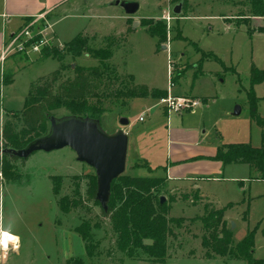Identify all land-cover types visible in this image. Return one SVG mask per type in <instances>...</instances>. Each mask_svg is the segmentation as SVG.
Masks as SVG:
<instances>
[{
	"label": "rangeland",
	"instance_id": "374dc122",
	"mask_svg": "<svg viewBox=\"0 0 264 264\" xmlns=\"http://www.w3.org/2000/svg\"><path fill=\"white\" fill-rule=\"evenodd\" d=\"M102 1H88L77 13L79 17H67L55 26L53 24L50 34L58 38L57 43L51 41L50 47L61 46L65 50V44L77 35L78 25L79 31H82V27L91 24L101 34L82 31V36L88 40V47L106 48L107 39L111 37L104 36H109L112 30L107 25L110 21L107 14L99 13L104 11L100 8ZM134 1L141 5L136 13L138 16L154 17L161 13L158 0L131 2ZM167 1L172 6L180 0ZM191 2L187 1L181 19L173 15L175 19L172 22L163 20L169 30V40L164 44L168 45L167 49L160 47L158 39L150 36L143 26L136 32L132 30L122 37H113L116 39L112 46L114 56L106 62L105 68L106 77L114 84L113 90L126 87L129 79L125 76L132 75L136 84L169 89L174 95L168 98H186L199 103L194 107L189 103L191 108L176 112L174 109L169 111L166 103L153 98H136L132 101L124 97L101 96L89 100L91 106L104 108L100 124L107 133L123 129L129 136L123 175L167 176L164 168L167 160H173L172 154L174 159L179 153L188 157L185 163L188 165L175 167L174 172H177L185 170L183 166H195L189 157L201 153L202 149H207V152L211 150L214 154L226 144L250 143L253 147L262 144V129L252 114L251 95L254 92L257 97V114L264 117V81L253 85L251 76L253 65L264 70V33L258 31L264 29V17L251 16L249 0H194L195 7ZM167 11L165 8L163 14ZM230 17V21L226 20ZM47 19L52 23L50 18ZM44 24L45 19H42L39 27ZM129 25L133 26V20ZM249 27L254 29L253 34L248 32ZM178 34L183 39L178 38ZM199 49L215 54L219 60L204 58ZM24 56L26 58L22 55L16 69L10 71L12 74L16 71L21 73L16 74L13 89H10L12 101L8 103L5 99L4 105V108L12 110L6 115L17 131L23 128L21 111L34 82L57 70L61 64L68 66L65 77L73 78L75 72L71 66L91 68L101 63L100 59L87 53L78 57L68 54L63 61L43 55V50L40 53H24ZM198 62H201L200 69L196 66ZM184 69L178 84L173 86L171 78L174 72ZM2 93L7 98L9 88ZM2 93L0 91V102ZM237 106L241 108L239 115L234 114ZM2 108L0 105V110ZM165 112L170 114L169 123ZM53 115L63 118L73 114L59 108L53 110ZM141 116L145 121L140 120ZM121 117H127L130 124L122 126ZM194 126L198 134L190 128ZM171 129H174L170 134L173 146L170 145L168 149L167 131ZM176 130H190L191 134H175ZM201 140V144H194ZM184 141L193 142L192 145L198 147L189 146L191 144L186 146L182 143ZM4 147L0 133V227L19 236L20 240L18 250H14L12 243H9L6 258L4 251L0 250V264H151L141 252L138 257L130 258L117 248L110 219L103 216L101 206L88 194L90 182L97 179L95 170L78 161L71 148L38 151L27 159L9 163L6 168L2 154ZM176 148L183 152L175 153ZM168 151L170 156H167ZM138 157H143L157 174L146 167L135 172L137 163L144 165L141 160L135 161ZM242 175L240 167H230L224 174L205 176L203 179L197 177L193 182L179 184H189L187 189L173 186L180 182L177 180L166 179L161 184L156 194L158 198H165L170 208L169 217L185 218L181 227L173 224V235L168 239V257L161 264H247L228 255L213 253V258L208 259L207 253L211 251L203 245L204 237L210 233L200 219L205 213V205L220 209L230 203L233 207L226 210V218L228 228L233 233L234 245L249 230L257 227L254 256L264 260V181H247L242 187L232 179ZM53 177L60 178L57 195L53 192ZM194 184L200 185L201 189ZM256 192L260 196L255 195ZM182 195H189L190 198L183 199ZM196 196L200 200L195 204ZM79 198L81 206L67 213L58 204L59 199H66L67 203ZM82 221H89L92 226L99 225L92 229L98 245L93 257L87 256L86 243L76 231ZM233 222L235 227L231 228Z\"/></svg>",
	"mask_w": 264,
	"mask_h": 264
},
{
	"label": "trees",
	"instance_id": "16d2710c",
	"mask_svg": "<svg viewBox=\"0 0 264 264\" xmlns=\"http://www.w3.org/2000/svg\"><path fill=\"white\" fill-rule=\"evenodd\" d=\"M183 1L184 12L187 7V0ZM249 3L252 17H264V0H249ZM140 23L150 36L158 39L160 47L168 42V26L162 19L142 18ZM132 30L130 26L127 33ZM258 31L264 33V29ZM248 32L253 34L254 29L249 27ZM177 37L183 39L181 34H178ZM115 40L111 37L107 39L106 48L92 49L88 47V40L82 34H78L65 44L66 51L61 46L46 47L43 50V55L52 56L59 61H63L68 54L78 57L87 53L100 59L101 63L99 66L91 68L76 65L73 78L65 77L68 66L61 64L60 68L34 82L21 111L23 128L17 131L15 124L7 121L2 129L4 148L21 149L30 142L46 136L50 130L51 119L54 117L53 110L59 108H64L75 116L100 120L105 110L91 106L89 100L93 98L105 96L124 97L126 99H167L169 97L168 90L136 84L132 75L125 76L129 79L126 87L124 86L119 90L112 89L114 84H111L110 79L108 80L106 77L105 68H107L106 62L113 56L112 46ZM199 51L201 50L199 49ZM201 53L204 58L219 60L213 53L204 51ZM196 66L200 69L201 62H198ZM185 70L174 72L171 78L172 85L178 84ZM10 78L5 76L4 84L10 83ZM115 78L117 81L118 78ZM251 80L253 85L264 81V70H259L253 65ZM256 101L257 97L252 92V114L263 132L261 146L253 147L250 143L226 144L219 147L216 155L211 157L212 160L220 161L224 165L248 164L252 169L264 174V117L257 114ZM3 158L6 168L9 163L18 159L7 153L3 154ZM141 167L147 166L137 163L134 169ZM59 179V177L52 178L55 195L59 194L60 191ZM164 182L165 178L161 177L122 175L112 183L108 211L102 209V214L110 219L112 230L116 235L117 248L130 258L138 257L141 252L146 255L151 264L165 263L168 257V239L173 235V224L181 227L185 221L183 217L170 218L168 204L166 202L161 204V198H158L156 193ZM88 194L100 205L96 200L97 179L94 178L90 182ZM182 198L189 199L190 196L182 195ZM199 200L200 197L196 196L194 203L196 204ZM65 202L66 199L58 200L61 210L65 213L80 207L82 204L81 198ZM232 206L233 204L230 203L226 207L218 209L210 204L205 205V213L200 219L204 227L210 231L209 236H205L203 239V245L211 251L207 253V258H213V254L228 255L232 259L245 261L247 264H264V260L254 256L257 227L255 230H249L248 234L234 245L233 233L225 220V212ZM93 227H99V225L92 226L89 221H82L76 229L86 243L85 250L88 257L95 256L98 248L92 233Z\"/></svg>",
	"mask_w": 264,
	"mask_h": 264
},
{
	"label": "crops",
	"instance_id": "0c3cea01",
	"mask_svg": "<svg viewBox=\"0 0 264 264\" xmlns=\"http://www.w3.org/2000/svg\"><path fill=\"white\" fill-rule=\"evenodd\" d=\"M88 1H92V0H0V55L2 52V49L4 47V45L6 44V42L8 41V39L12 36L13 33L18 32L20 29H22L25 25V23L30 20L31 18L39 15V14H43V13H47V17L51 19V24L55 26V24L59 21H62L64 19H66L68 17V19L70 17H79V11L82 9V6L85 5ZM124 1H128V0H124ZM132 1V0H131ZM128 1V2H131ZM189 2H191L192 6L195 7L196 3H193L194 0H187ZM114 0H103L100 4V8L104 11H100L99 13H104L106 16H108V19L110 21H108V27L112 30V33L109 34V36H104V37H122L123 35H126L127 30L129 29L130 25L129 23L133 20V26L132 29L134 32H136V30L141 27V23L139 26L135 27L134 23L136 21H139L142 18H148L150 16H138V15H127L122 9H120L119 7L115 6L113 4ZM140 4V3H139ZM158 7H159V11L161 12L160 14L155 15L153 18L154 19H162L164 17L163 14V10L165 8L167 9H171L173 8V6L175 4H173L171 6V4H169V2L167 0H158L157 2ZM112 5V6H111ZM141 8V5H140ZM186 10V9H185ZM184 10V11H185ZM62 16V17H59ZM184 17H187L186 15H183ZM150 17V18H152ZM224 17V16H223ZM182 16L178 17L177 19H181ZM228 21L231 20V17L226 19ZM78 23L80 21H77ZM80 25H78V29L76 30V34H81L85 31H95V32H99L101 34V32L97 29H94L91 24H88L86 27H82L79 31V27ZM85 30V31H84ZM55 31V30H54ZM80 33H77V32ZM114 32V33H113ZM54 33V32H53ZM75 34V33H74ZM77 35H75L73 38H75ZM103 36V35H102ZM52 37V35H51ZM54 39V41L57 43V35H54V37H52ZM71 41V40H70ZM60 44V43H59ZM22 55L23 57L24 54H13L11 56H9L3 64H0L1 70H0V91L1 93L7 88H9V95H7V98L5 95H3V93L1 94V99L2 101L0 102L1 107H3L0 110V133L2 134V129L5 125V123L8 121L7 119V113L12 111L11 109H6L4 108L5 105V99L7 100L8 103H10L13 99V96H11L12 94L10 93V89L16 80V74L21 73L16 71L15 73H11V70H15L17 64L19 63V60H22ZM182 55H184V53H182ZM114 56V55H113ZM26 58V57H25ZM5 76H9L11 77L10 80L11 82L8 84H4V77ZM175 86V85H173ZM152 88V87H151ZM169 91V96H173V92L170 93ZM177 96V95H175ZM136 99L133 98L132 101ZM26 100V99H25ZM163 102V99H160ZM192 112V111H191ZM167 113V118H168V123L170 122V114L169 112H165ZM145 121V118H144ZM185 119L182 120V122L184 123ZM193 128V131L198 134L197 128L194 127H190ZM174 129L168 130L167 134H169V139L167 142V146L168 149H170V145L171 147L173 146V141L170 139V134L171 131H173ZM177 132H175V134H184L182 132H185V134H191L190 130L189 131H183V130H176ZM263 134V132H262ZM185 143L184 145H189L192 147H198V146H194L192 145L193 142H182ZM202 143L201 141H198L196 143H194L195 145H199ZM183 145V146H184ZM186 145V146H187ZM200 147V146H199ZM129 149V147H128ZM173 150V148H172ZM176 150L175 153L177 152H183L181 149H174ZM202 151V152H201ZM207 149H202L200 150L201 153H198L192 157H189L192 161L195 163V166H183L186 167L185 170L183 171H177L174 172L175 167H181V165H188L185 164L187 163L186 161L188 160V157H184V155H181L179 153V155H177L176 159H174L173 154H172V158L173 160H167V166L164 168L165 172L167 174V176H154V177H161V178H165V180L167 179V181H180V182H176L175 185L173 186H177L178 188H189L188 185L189 184H183V185H179L183 182H193L195 179H197V177H205V176H213V175H219L221 173H225V171L227 169H230V167H240L243 171V175L242 177H233L232 179L239 182L240 185L243 187L244 183L247 181H250L251 183H260L264 181V174H262L261 172L252 169L248 164H227L224 165L222 162L220 161H216V160H212L211 157L215 156L217 151L213 154L211 153V150H209V152H207ZM170 151H168L167 156H170ZM141 160L143 161L144 164H146V168L150 169V171L154 172V174H157V171H153L151 169V167L149 166V163L142 157H138V159L135 161ZM146 162V163H145ZM182 167V168H183ZM139 169H145V167H141V168H136L134 169L135 172ZM237 169V168H236ZM231 171V170H230ZM192 186V184L190 185ZM195 187H199L201 189L200 185H196L194 184ZM250 187L252 188V184L250 185ZM259 193L256 192L255 195H258ZM260 196V195H258ZM233 207V206H232ZM230 207V208H232ZM229 209V208H228ZM225 219L227 221L226 218V212H225Z\"/></svg>",
	"mask_w": 264,
	"mask_h": 264
},
{
	"label": "water",
	"instance_id": "95a60500",
	"mask_svg": "<svg viewBox=\"0 0 264 264\" xmlns=\"http://www.w3.org/2000/svg\"><path fill=\"white\" fill-rule=\"evenodd\" d=\"M113 4L122 9L127 15H135L140 4L124 0H114ZM184 1L176 3L172 9L175 16L183 13ZM139 21L134 23L137 27ZM167 49L168 45H163ZM75 65H73V68ZM241 113V108H235V115ZM120 124L127 126L130 120L127 117L120 118ZM71 148L77 155L78 161L85 163L95 170L97 177L96 200L104 211H108L111 196L112 183L122 176L126 170L129 136L122 129L115 133H107L101 126L100 120L83 118L80 116L53 117L50 122V130L44 137L30 142L26 147L15 149L6 147L2 154L7 153L11 157L27 159L38 151L52 152L63 148ZM165 198L161 197V204ZM235 224L232 223L234 228Z\"/></svg>",
	"mask_w": 264,
	"mask_h": 264
},
{
	"label": "built area",
	"instance_id": "2783aa9c",
	"mask_svg": "<svg viewBox=\"0 0 264 264\" xmlns=\"http://www.w3.org/2000/svg\"><path fill=\"white\" fill-rule=\"evenodd\" d=\"M172 9L173 8L168 9V11L164 13L163 20L168 21V23L175 19ZM33 18L28 20L22 29L13 33L8 39L0 55V64H3L4 61L13 54L40 53L46 47L50 46L51 41L54 42L50 34L52 24L47 19L46 13L39 14ZM42 19H45V24L40 28L39 25ZM163 102L168 105L169 111L170 109H174L176 112H183L191 108V105L194 107L199 104L198 102L186 98L174 99L172 97L163 99ZM189 103H191V105ZM140 120L143 121L144 117L141 116Z\"/></svg>",
	"mask_w": 264,
	"mask_h": 264
},
{
	"label": "clouds",
	"instance_id": "9594fccd",
	"mask_svg": "<svg viewBox=\"0 0 264 264\" xmlns=\"http://www.w3.org/2000/svg\"><path fill=\"white\" fill-rule=\"evenodd\" d=\"M19 240H20L19 236L13 235L9 230H4L2 227H0V250L4 251L5 258L9 243L10 242L12 243L14 250H18Z\"/></svg>",
	"mask_w": 264,
	"mask_h": 264
}]
</instances>
